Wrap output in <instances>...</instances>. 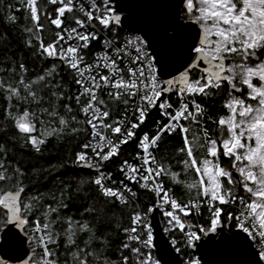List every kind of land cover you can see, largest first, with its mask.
Listing matches in <instances>:
<instances>
[{
	"label": "snow or ice",
	"instance_id": "obj_1",
	"mask_svg": "<svg viewBox=\"0 0 264 264\" xmlns=\"http://www.w3.org/2000/svg\"><path fill=\"white\" fill-rule=\"evenodd\" d=\"M5 3L0 264H264V0Z\"/></svg>",
	"mask_w": 264,
	"mask_h": 264
},
{
	"label": "trees",
	"instance_id": "obj_2",
	"mask_svg": "<svg viewBox=\"0 0 264 264\" xmlns=\"http://www.w3.org/2000/svg\"><path fill=\"white\" fill-rule=\"evenodd\" d=\"M7 2H14V0H6ZM5 3V7H6ZM22 17V13H19ZM20 24L23 23V20L21 19ZM7 28V34L9 35L10 39H12L13 42H16L20 38V31H19V26L18 25H13L11 27L5 26L3 23H0V32L5 31ZM68 151H69V146L68 145H60L58 149H52L50 150L47 154L45 159L50 160L52 163H57L60 160H67L68 157ZM135 150L126 147L124 148V153L127 155L128 153H134ZM113 170H116V165L115 163L111 166ZM81 174V170L79 169H72L71 166L69 165L68 169H65L62 171V173H57V175H60L62 179H68L70 177H76L77 179L79 178ZM83 174H87V170H84ZM146 194H142V199L145 198ZM117 211H120L119 209ZM171 239V237H169ZM119 240V236L116 233L112 234V243L113 245L116 244V242ZM181 257L183 256V253L180 254Z\"/></svg>",
	"mask_w": 264,
	"mask_h": 264
},
{
	"label": "water",
	"instance_id": "obj_3",
	"mask_svg": "<svg viewBox=\"0 0 264 264\" xmlns=\"http://www.w3.org/2000/svg\"><path fill=\"white\" fill-rule=\"evenodd\" d=\"M126 147H129V148H131V149H135V146H134V144L133 143H129ZM125 147V148H126ZM113 172V174H114V176L116 177V178H119V174L118 173H116V172H114V171H112ZM155 223H156V225L159 227L160 226V224H159V216H157V218H156V221H155ZM181 258V255H179L178 257H177V259L179 260Z\"/></svg>",
	"mask_w": 264,
	"mask_h": 264
},
{
	"label": "built area",
	"instance_id": "obj_4",
	"mask_svg": "<svg viewBox=\"0 0 264 264\" xmlns=\"http://www.w3.org/2000/svg\"><path fill=\"white\" fill-rule=\"evenodd\" d=\"M134 150H135V149H134ZM111 170L114 171V172H116V170H113L112 168H111ZM116 173H117V172H116ZM119 178H120V177H119ZM119 178H117V179H119Z\"/></svg>",
	"mask_w": 264,
	"mask_h": 264
}]
</instances>
